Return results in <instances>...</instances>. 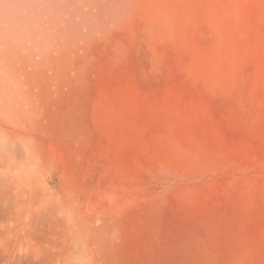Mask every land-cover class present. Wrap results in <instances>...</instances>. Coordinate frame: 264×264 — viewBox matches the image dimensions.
Segmentation results:
<instances>
[{
  "label": "rangeland",
  "instance_id": "rangeland-1",
  "mask_svg": "<svg viewBox=\"0 0 264 264\" xmlns=\"http://www.w3.org/2000/svg\"><path fill=\"white\" fill-rule=\"evenodd\" d=\"M0 74V264H264V0H124Z\"/></svg>",
  "mask_w": 264,
  "mask_h": 264
},
{
  "label": "bare ground",
  "instance_id": "bare-ground-1",
  "mask_svg": "<svg viewBox=\"0 0 264 264\" xmlns=\"http://www.w3.org/2000/svg\"><path fill=\"white\" fill-rule=\"evenodd\" d=\"M124 0H0V43L29 52H64L113 18ZM3 93H9L0 74Z\"/></svg>",
  "mask_w": 264,
  "mask_h": 264
}]
</instances>
